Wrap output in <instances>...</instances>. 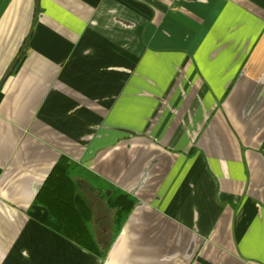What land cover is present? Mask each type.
<instances>
[{
	"label": "crops",
	"instance_id": "obj_1",
	"mask_svg": "<svg viewBox=\"0 0 264 264\" xmlns=\"http://www.w3.org/2000/svg\"><path fill=\"white\" fill-rule=\"evenodd\" d=\"M62 156L104 256L33 202ZM0 264H264V0H0Z\"/></svg>",
	"mask_w": 264,
	"mask_h": 264
},
{
	"label": "trees",
	"instance_id": "obj_2",
	"mask_svg": "<svg viewBox=\"0 0 264 264\" xmlns=\"http://www.w3.org/2000/svg\"><path fill=\"white\" fill-rule=\"evenodd\" d=\"M85 173L84 169L70 162L66 157H60L52 167L47 178L34 198V204L47 210L44 224L80 245L82 248L104 256L100 247L90 234L86 225L88 209L75 192L73 175ZM109 193L106 196V193ZM100 195L105 199L107 207L113 211V235L117 234L121 224L135 206V201L105 183L100 188Z\"/></svg>",
	"mask_w": 264,
	"mask_h": 264
}]
</instances>
